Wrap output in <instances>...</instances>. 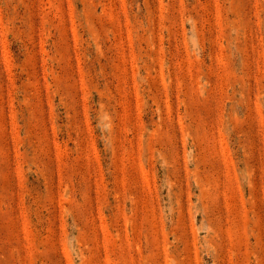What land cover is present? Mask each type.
I'll list each match as a JSON object with an SVG mask.
<instances>
[{
	"label": "rangeland",
	"instance_id": "obj_1",
	"mask_svg": "<svg viewBox=\"0 0 264 264\" xmlns=\"http://www.w3.org/2000/svg\"><path fill=\"white\" fill-rule=\"evenodd\" d=\"M0 264H264V0H0Z\"/></svg>",
	"mask_w": 264,
	"mask_h": 264
}]
</instances>
